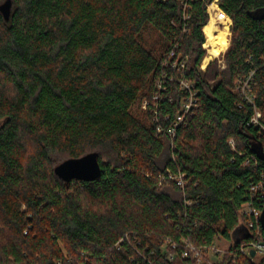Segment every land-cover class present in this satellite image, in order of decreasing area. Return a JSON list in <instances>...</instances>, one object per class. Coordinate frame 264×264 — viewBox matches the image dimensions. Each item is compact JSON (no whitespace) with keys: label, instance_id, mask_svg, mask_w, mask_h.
Here are the masks:
<instances>
[{"label":"trees","instance_id":"trees-1","mask_svg":"<svg viewBox=\"0 0 264 264\" xmlns=\"http://www.w3.org/2000/svg\"><path fill=\"white\" fill-rule=\"evenodd\" d=\"M213 1L12 0L9 20L0 12V264H195L186 242L243 231L264 175V0H218L232 20L225 68L202 70ZM251 72L253 103L234 92ZM180 78L197 105L173 140ZM93 152L100 179L55 173ZM243 239L216 264H264L239 253Z\"/></svg>","mask_w":264,"mask_h":264},{"label":"built area","instance_id":"built-area-1","mask_svg":"<svg viewBox=\"0 0 264 264\" xmlns=\"http://www.w3.org/2000/svg\"><path fill=\"white\" fill-rule=\"evenodd\" d=\"M217 5V11L215 13V16L219 21H225L227 24H232L231 18L220 8L218 4V0L213 1ZM212 2V3H213ZM211 3V4H212ZM209 6V5H208ZM212 18V15H210ZM213 19V18H212ZM211 19V20H212ZM207 39V37H206ZM207 44L205 42L204 47L207 49ZM170 58H175V61L173 62L174 68H179V70H182L186 66L185 59H182L175 50H172L170 52ZM202 67V66H201ZM203 69V68H202ZM252 80H253V72H251L248 76L245 78H241L236 82V86L234 89V92L240 96H242L244 99H246L249 103H253L254 96L251 92V86H252ZM179 83L181 85V88L186 90L187 94L182 100L181 109L179 110L176 120L174 123V126L170 127L166 133L169 136L170 139H175L177 134V127L184 123L186 115L192 110V108H195L197 105V94L198 92L195 89V84L192 81H189L185 78H180ZM154 100H159V96H155ZM148 104L147 101L144 102V107ZM261 112L255 107L254 115L251 118V123L259 126L260 125V118H261ZM158 131L160 133L163 132V129L161 127H158ZM229 145L233 150H235V142L233 139L228 140ZM257 157L256 155L254 158ZM173 180L176 181V183L182 187L186 185V180L184 178L183 174H174L171 176ZM249 196L250 200L244 203L240 209V213L243 217V223H244V234L242 237L245 236V239L241 240L239 244V253L242 255H246L251 257L250 251L254 250L256 252V255H264V231L261 224V214L264 206V175L262 176L261 180L258 183H255L251 185L249 189ZM256 203H261V207L255 206ZM170 244L172 248L176 247V244L171 243L170 241H167V245ZM119 244H117L118 247ZM186 250L182 253L183 257H188L189 255H192L195 259V264H216L219 262V260L216 262H213L209 260V257L212 254H219L222 253V250L218 249V246L215 244V242L209 246H204L201 248H196L195 246H192L191 244H188L186 242ZM166 245L163 246V250H165ZM229 249V248H228ZM226 252L222 253V257ZM174 253L169 254V259L172 260L174 258ZM221 260V259H220Z\"/></svg>","mask_w":264,"mask_h":264},{"label":"water","instance_id":"water-1","mask_svg":"<svg viewBox=\"0 0 264 264\" xmlns=\"http://www.w3.org/2000/svg\"><path fill=\"white\" fill-rule=\"evenodd\" d=\"M11 9L12 0H6L0 4V12L6 20H9L11 16ZM253 152L260 160L264 161V151L261 144H255ZM55 173L66 182H71L72 180L93 182L101 178L103 169L98 153L93 152L62 162L55 168ZM261 224L264 231V206L261 214ZM250 254L251 257H254L256 252L251 250Z\"/></svg>","mask_w":264,"mask_h":264},{"label":"rangeland","instance_id":"rangeland-1","mask_svg":"<svg viewBox=\"0 0 264 264\" xmlns=\"http://www.w3.org/2000/svg\"><path fill=\"white\" fill-rule=\"evenodd\" d=\"M216 11H217V5H216V3L215 2H213L212 4L210 3L209 4V6H208V14H209V21H208V24H210V22H211V19L213 18L214 20H216V24L220 27V28H222V29H224V24H223V22L222 21H219L218 19H217V17L215 16V13H216ZM210 15H212V18L210 17ZM232 21V20H231ZM207 24V25H208ZM229 25V35H228V47L226 48V50H224L223 52H221V54L219 55V56H217V57H215L214 59H212V60H215V59H217L218 60V63H219V66H220V69L222 70V69H224L225 68V61H224V54H225V52L227 51V49L229 48V46H230V41H231V25L232 24H228ZM203 31H204V29H203ZM205 33V32H204ZM205 36H206V34H205ZM207 37V36H206ZM206 44H207V56H208V54H209V48L211 47L209 44H208V42H207V39H206ZM206 56V57H207ZM205 57V58H206ZM211 60V61H212ZM210 61V62H211ZM204 62V61H203ZM209 62V63H210ZM208 63V64H209ZM207 64V65H208ZM203 68V69H202ZM201 69L202 70H204V69H206V67H204L203 66V64H202V67H201ZM237 82V81H236ZM241 227H242V229H243V231L242 230H240V231H235V232H233V235H232V238L231 239H226V238H224V237H219V238H217V240L215 241V244L218 246V249H220V250H222V253L223 252H227V250H228V248L236 241V240H238L240 237H242V235L244 234V223H243V221H242V223H241ZM222 253H219L218 255L215 253V254H212L210 257H209V260H211V261H213V262H217L218 260H220L221 258H222Z\"/></svg>","mask_w":264,"mask_h":264},{"label":"bare ground","instance_id":"bare-ground-1","mask_svg":"<svg viewBox=\"0 0 264 264\" xmlns=\"http://www.w3.org/2000/svg\"><path fill=\"white\" fill-rule=\"evenodd\" d=\"M222 22L224 24V29L220 28L214 19H212L210 24L206 25L204 28V32L207 36V42L211 46L209 48L208 56L204 59V67H207V64L212 59L219 56L221 52L226 50L228 47L229 25L225 21Z\"/></svg>","mask_w":264,"mask_h":264}]
</instances>
